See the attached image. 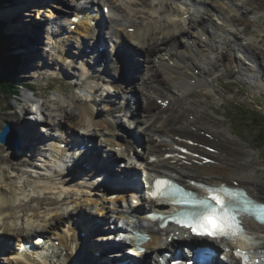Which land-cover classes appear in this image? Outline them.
<instances>
[{
	"label": "bare ground",
	"instance_id": "bare-ground-1",
	"mask_svg": "<svg viewBox=\"0 0 264 264\" xmlns=\"http://www.w3.org/2000/svg\"><path fill=\"white\" fill-rule=\"evenodd\" d=\"M189 1L190 0H181L179 5L175 0H173V2L169 0H160L158 1V6H156L151 12L150 21L146 23H133L132 20H128V18H126L124 22H127V24H119L120 28H116L113 31L114 35L112 34V36H119L122 40L121 42H119L116 39L118 42L119 54L116 57V61L113 60L114 70L115 72H117L120 69L119 64H122V66L125 67L129 72L128 76L130 78L134 77L135 79H133V81L129 83L131 85L129 87L131 90L122 89V91L119 92L117 96H112L114 100L116 99L117 107H115V109L109 114L108 117L99 119L98 109H95V106L93 104L85 105L86 103H79L76 100V97L72 95L71 98L67 96V100L65 99V101L64 98H59L58 100L61 101V104H77L78 112L74 110H65L64 105L61 104H59L56 108H47V105L45 104L48 103L40 102L41 106L38 107V114L41 117H39V121L44 124L43 126L48 127V135L42 133V130L37 129V124L35 122H32L31 118L29 121L27 119L25 120L24 117H21L18 120V125H15L13 122L8 120L12 123L16 135L18 137L21 136L23 144L19 148L20 150L31 148L32 152L36 150L38 151V149L40 152H43L44 148L42 146L43 144L41 145V142L48 136L50 138V135L52 136V138L50 139H55L58 142H66V146H68L72 142L68 141V139H62L61 136H63L64 134L61 135L54 132L55 130L57 131L58 127H63V125H65V122L69 123V126L66 128V133L73 132L74 136L78 138H87L88 143H90L92 149H90L91 153L88 156H77V158H73L74 155H77L76 152L69 153V150L58 148L53 143L50 145L51 147L47 146V151H50L49 154L54 157V160H52L54 164L53 168L57 167V164H61L62 159L64 158L68 159L69 162L72 161V163L69 164L68 170H57V173L53 176H51L52 162L49 163L48 167L45 168V170L48 171L49 177L45 178L41 177V175H37L39 184L34 182V184L36 183L34 187L39 185L42 187V189H55V192H57V194H55L57 197L56 203H47L46 200L39 198L32 199V201H34V204L30 205V208H28L25 204H21L22 202L20 201L22 196L27 197L26 194H18L17 189H12V195L10 197L0 198V237L6 238L13 233L16 234V237L18 236L20 238L17 244L14 242H10V245H8V247H5V244H2V242H0V262L5 250H19L21 249L22 245L20 243L21 241L30 238L36 239L35 235H37L38 233H46V242H49L50 247L53 249L49 257L54 256L55 264H59L61 258L64 260L61 261V264H72L74 260L73 252H75L76 248L75 246H85L86 241L89 242L90 237L94 233L92 231L93 223L94 225H100L104 224L107 220H112L111 216H108L109 213L115 214L120 212V208L115 209V207L119 199L122 202L124 201V197L122 198V195H119V197H117L116 199H110L108 197L101 200L99 193H101L102 187L97 189L94 188V190L97 191H82L81 187L78 186V182L72 181V176L70 175L78 173L77 170H79V168L81 167H84L86 165L84 163L87 162L88 165H93L91 168L93 169L91 172L92 174H97V172L103 173L102 177L109 180L108 183L110 184L111 179H114V176H110L109 178L105 174L109 175L111 170L115 171V168L110 166L111 163L115 161L111 152H113V155L115 154V156L117 157L124 158L128 157L129 151L135 152L137 158L145 161H148L151 156H154L155 159L149 164V167L153 170L152 172H157L160 170L168 172L170 175H176L175 179L180 180L185 184H188L191 178H201L202 181L215 185L221 182H227L230 183V185H232L234 182H238L241 186L250 191V193H252L254 196L257 195L264 198V195L260 193L264 192V187L260 182L261 180H259L255 175L251 174L249 170L237 168L238 166H242L243 164H250L255 159L254 153H247L248 155H246L245 157L236 156L237 159H233V156H231V154L229 153L227 156V152L224 151L225 149H223L222 152H226V155L225 157H223V155L220 154L218 156V160L222 163H227L230 168H219L212 164L196 163L193 161L196 158H194L192 155H187V157L184 158L182 157L181 152L176 148V144H185L184 142H180L181 139H186L189 136L198 137V134L201 132L210 133L211 135L216 134L218 137L224 138L225 140L230 134L227 129L217 128L211 123L204 125V123L200 120V114L204 112V108L202 104L198 102V100L193 98L195 90L201 87H204L207 91V94L209 95H212L216 91L214 89L215 86L213 82L217 81L218 78L214 77L215 73L211 74L210 70L215 69L216 66L215 55L218 53V44H222L224 50L226 51V67H231V64L235 62L233 58L236 56V54L240 55L242 54L241 52H243L246 58L249 59L251 57L250 60L254 64L253 66L249 67L248 65L245 66L243 63L238 62V73L247 76V84H252L254 82V78L257 77V75L258 82L264 83V60L260 55L258 49L256 50L255 47L259 43V40L261 38L260 34L264 32V23L260 17L261 14L258 15L263 8H258V4L254 2V0H195L198 2V5L202 6V12H195L192 10ZM91 2L95 4H102L103 6H109L111 10L107 15H113V12L115 11V4L117 5V3H119L118 6L120 8H122L123 6L130 7L132 4H134V0H91ZM90 5L91 7H94L95 10L97 9L94 5ZM57 7L58 10H63L62 7ZM251 7H254L257 12H251ZM64 8L71 9L66 5ZM132 8L133 6L131 7V9H129V12L134 11V9ZM86 9L88 8H83L84 14H87L89 12ZM40 10L42 13H45L42 7L40 8ZM205 11L207 12L203 14V12ZM75 14H78V12H76ZM46 17H49L50 19H61V17L57 16V14L52 10L47 11ZM114 17L113 19H115ZM97 18L98 17L96 14L94 16V19ZM36 19H39L38 22H40V24L41 22L47 21L41 15L37 16ZM38 22H35L34 20L31 21L30 24H27L28 27L24 26L21 28L17 26L13 28L14 30H9L13 31V34L17 32L16 37L19 41V45L17 46L16 44H14L15 46H17V51L20 47L24 50V52L29 54L27 55L29 57L35 56L36 58V52H39V37L43 36V28L39 24H37V27L32 26L34 23ZM61 22L67 23L69 21L64 18ZM105 23L108 22H105L104 20L103 24ZM209 23H212L213 26L209 25ZM79 24L81 25L76 26V28L72 31L67 29L68 36H66V38L61 34V32L56 33L57 39L62 42L61 44H59V54L53 55L52 53H47V56L49 57H46L45 54H43L41 51L40 55H42V58L44 57V59L46 60H43L44 64L43 66H40V69L48 67L65 71V63H67L68 59H71V61L73 62V60H75L74 58L82 57L81 60L85 59L86 61L90 58L88 56V53L91 52L93 53V57H95L94 59L92 57V67L94 66V69L96 70L97 67L95 65H102L103 61L105 60L99 58L98 53L110 60L105 50H103L102 52L98 51L99 46H108L106 48H110L106 37L107 35L105 36V31L102 30L99 32V30H101V27L97 30L92 29L87 19L81 20ZM3 26H5V23ZM47 28L48 27L46 26L45 35L46 37H48V43H50V45L57 51L58 49L55 45H58V43L53 44L54 41L52 40V36L50 34L52 28ZM130 28H133L132 32H130ZM257 32H259V34H257ZM75 34H78V37L81 38L85 36L91 38L92 47L91 50L89 49V52H86L85 50L78 54L76 51H72V44L68 42L67 37H77ZM95 34L99 35L93 37ZM29 39L32 40L34 45L36 44L35 46L37 51L35 50V46L29 42ZM188 40H192L193 43L189 44L187 42ZM94 41H98L99 45H93ZM129 41H136L139 48L135 49V51H140L141 56H143L144 58L143 64H140L138 62V58L137 62H135L134 60H121V57H123L125 50H127ZM229 45H231V47ZM145 53L147 54L146 56L144 55ZM35 69L38 70L39 68L35 67ZM107 71L108 65L106 66L104 72ZM51 74L53 76L62 75L60 72H54ZM80 75L82 76L84 74ZM97 77L103 76L96 73L94 77L91 76L90 78L96 79ZM113 78V74L112 76L111 74L108 75V81H113ZM151 78L152 80H150ZM71 79L73 85L79 84L80 76L79 79L71 76ZM153 81L156 83L155 86L152 85ZM25 84H28V82H25L24 84L21 83L22 86H24ZM116 88L119 90L121 88V85H117ZM130 93H134L137 96V99L140 96V100L146 102L147 106L145 108H142L141 111L146 114L145 116L144 114H139L137 112L140 111V107L145 106L141 104L140 100H135L137 104L135 112L131 108H129V105L124 108L125 106L118 102V100L127 99ZM23 96L26 97L27 93L24 92ZM197 106L201 108L199 111H197L199 109ZM138 108L140 109L138 110ZM147 108L148 110L146 111ZM187 109H191L193 111L189 112V117L187 119L182 117L174 119L177 113L171 114L172 111L177 110L178 112H182L187 115ZM27 110L29 109L26 108V111ZM58 111L60 113H58ZM16 112L14 111V115L12 117L13 119H16L17 117ZM20 112L23 115L25 109H21ZM122 112L124 113L125 117L130 116L133 121L138 122L139 129H141L142 133L146 136L144 147L142 143L137 144L138 138H130L133 144H128L125 152L117 149V147L124 145L126 140L118 133V131L120 130L119 114ZM69 117L71 118L69 119ZM32 118L36 119V117ZM6 120V118L2 119V121L8 122ZM5 122L3 126L0 124V130L4 127ZM75 129L77 130L78 134L75 133ZM87 129L99 132L101 136L108 135V137L105 138L104 141L101 139L103 141L102 143L105 144L106 147H109V151H111L108 152V159L102 160L100 154V151H102V149H100L101 145H99L95 141V138L87 137V135H82L79 133V130L80 132H84L87 131ZM220 130H222V132L226 131L227 135H223ZM160 136L166 137L171 140L161 139ZM214 145L217 147L218 144L216 145L214 143ZM209 147V144H204V147L199 146L193 148L197 153L205 152L207 155H209L210 153L207 151ZM0 148H3V145L0 144ZM10 148L11 147H9V149ZM137 149H142V151L140 152ZM67 151L70 155H72V160L70 155H65ZM167 154L173 155L171 157H168ZM47 155L48 153H46V156ZM216 155L217 154L213 156L216 157ZM60 159L61 161H59ZM85 159L88 160L85 162ZM2 160H5L3 156H1L0 158V163L2 162ZM240 160H243V162L239 163ZM103 163H108L107 168L110 169V171H107L102 167H100V170H98L99 167H96L97 164L103 166ZM11 166H14V164H11ZM129 167L130 166H127L125 173L128 172ZM1 172L3 173L4 171ZM116 172L119 171L116 169ZM59 176L62 177L58 180V182H56L55 180H57ZM126 176L127 175H124L125 179H123V181L129 180V178ZM120 177L121 176L117 178L119 179ZM237 177L239 179H237ZM97 181L98 180L95 179L93 182ZM20 183L29 184L26 180H23ZM83 184L85 183L83 182ZM108 200L111 202V206L108 205ZM101 201H103V205L100 207L99 204L101 203ZM142 202L146 206L150 204L153 207H160L161 211H166V209L163 208V204L158 201L144 199L142 200ZM67 203H70L73 209H69L71 206ZM157 203H159L160 205L157 206ZM45 204V210L41 214H43L45 218H50L46 220L43 225H37L36 227L31 225L30 227L15 231V226L19 223V221L20 223L21 221L26 223V220H28L29 216H40L35 212L40 208H43ZM63 204H65L66 210H63L58 214L53 213V210L61 208ZM83 204L89 208L86 209L85 207H83ZM136 207L137 205L134 206V208ZM75 212L76 220L73 221V223L81 224V228H83V231L86 232V237L84 236L85 239L77 240L78 244H76L74 240H70L71 237L67 236L68 231H71L73 229L72 225H69L67 227L66 225H63L64 222H68L67 219L75 215L73 214ZM97 216L99 217V219L97 218ZM110 223L111 226L115 224L111 221ZM246 223L247 229L251 230L254 233H257V235L260 236V234L264 233L263 225L254 224L250 220H247ZM60 224H62L61 230H59L58 228ZM136 225L140 226L139 224L135 223L134 227ZM156 226L157 224L152 228H148V231H151L153 233L152 240L149 241L146 245L151 252H157L158 250L167 248L169 246L163 237V235L166 233H164V230L158 228L156 229ZM165 230L170 231L169 228ZM93 239L95 241L90 240L91 245H89L88 247H91V249H93L97 253L101 252L98 258H93L91 261V264H97L98 261H103L107 258L105 257V255L107 254L105 253L104 255V253H102L103 248L99 245V242L105 241V239H103L102 236H95L93 237ZM237 240L238 243L246 249L250 246L255 247V245L251 243L252 239L248 238L246 235L240 236L239 238H237ZM56 241L58 242L56 243ZM25 247L26 249H28V245ZM65 250L66 254L64 253ZM63 253L66 256L62 257ZM16 255L12 257L10 261L12 264H34L38 261L34 257L25 256V254H19L18 256ZM145 255H148V253H146ZM149 255H151V253H149ZM46 257L47 256L40 255L39 258L41 259L42 263L38 262L37 264H47L48 258ZM229 257L233 259L231 253H229ZM214 264H221L220 260L216 258Z\"/></svg>",
	"mask_w": 264,
	"mask_h": 264
},
{
	"label": "rangeland",
	"instance_id": "rangeland-1",
	"mask_svg": "<svg viewBox=\"0 0 264 264\" xmlns=\"http://www.w3.org/2000/svg\"><path fill=\"white\" fill-rule=\"evenodd\" d=\"M50 1H51V3L52 2H56V3L58 2V0H50ZM50 1H48V0H36V1L35 0H23V1L22 0H20V1L19 0H11V2H10L9 0H0V31H1V33H0V39L1 40L0 41L4 42L3 45L0 47V51L2 49V55H3V51L5 49V52H4L5 55L7 57H11L12 64L14 65V67L12 68L13 74H14V76H16V80H14V84H16V85H14V86L16 87V89L18 91L16 96H10L7 94L0 95V124L2 126L5 122V121H2V119H4V118L7 119L6 121L10 120L15 125H18V120L21 117H24L25 120L27 119L29 121L31 118V121H32V119H33L32 117H35V113L32 111V109H34L36 107V105L37 106L41 105V103L44 102V103H48V104H45V105H47V108H50V107L56 108L59 104H61V101L58 100L59 98H64V101H65V99L67 100V98H66L67 96L70 98V96H72V95L76 97V100L79 103L84 104L87 101H89L88 102L89 105L90 104L95 105V109H98V112H99L98 118L107 117L108 113L110 111V107L112 106V104H110L109 101H110L111 97L115 95V92H116V91H114L115 88H113V87L110 88V86H107L104 83L88 84L86 81H82L77 89H72L71 87L68 86V83L65 80H51L50 74L45 73V70L48 67L43 68L44 70L40 69V66L36 65V63L39 60L34 61L35 56L34 57L27 56L29 54L24 52V50L21 49L20 47L18 48V51H17L16 47L19 45V41L16 37L17 32H15L16 33V35H15V33L13 34V31H9V30H12L14 27H17V26H19L21 28L24 26L28 27L27 24H30L31 21L35 20V22H38L39 19H36V18L39 15H41L43 18L46 19L44 13L41 12L40 8L44 7L43 10L44 9H46L47 11L52 10L54 12L53 9L55 7H53L52 5H49ZM82 1H84V0H82ZM125 1H128V0H125ZM142 1L144 4L146 3L145 5L149 6L150 5L149 1L152 4H154L160 0H134V4H132L129 8L131 9V7L133 6L132 9H134V11L136 9H138L139 12L142 11V8H144V6H145L142 3ZM169 1L173 2V0H169ZM35 2H39V3H35ZM47 2H48V4H47ZM75 2H77V0H73L72 3H75ZM254 2H256L258 4V8H263L258 15L261 14V16H260L261 19L262 18L264 19V0H254ZM23 3H26V4H23ZM33 3H35V6H36L35 8L37 10H39L41 12V14L36 13V15H35V12H32V14H31L29 12V10H27V7H29ZM190 3L192 4V7L194 9H196V10L200 9V7L196 4H194L192 1ZM118 5H119V3H117V5L115 4V8L117 7V9H119L120 7ZM153 6H155V7L158 6V3H157V5H153ZM45 7H47V8H45ZM148 9H151V8H148ZM250 10L253 13L257 12V10L254 7H251ZM47 11H44V12L46 13ZM134 11H133V13H131L129 11H126L125 8L124 9L120 8L119 9L120 17H119V15H115L114 18L115 19H119V18L122 19L124 17L122 15L125 12L126 18H128V20H132L133 23H139V22L140 23H146L143 20H141V16L138 15L139 12H137V11L134 12ZM143 11L148 12V13L150 12V10L148 11L147 8L143 9ZM150 18H151V13L148 17V21H150ZM113 20H114L113 17L109 18V21L111 23ZM138 20H140V21H138ZM4 23H5V26H3ZM37 24L38 23H34L32 26L37 27ZM24 33H25V31H24ZM1 34H2V37H1ZM3 34H4V36H7V37H4ZM257 34H259V32H257ZM260 35H261V38L259 40V43L255 47H256V50L258 49L260 55L263 57V60H264V32L261 33ZM107 36H109L108 33H107ZM69 39L72 42L73 38H69ZM29 42L34 45V43L32 42L31 39H29ZM14 44H16L17 46H15ZM41 45H44V43L43 44L41 43ZM41 45L39 47V49H40L39 53L42 50H44L41 47ZM218 45H219V47H221V44H218ZM75 46H76V48H79L80 43H76ZM35 50H37L36 46H35ZM2 55L0 53V64H1V60H2ZM40 64L43 66V64H44L43 59H41ZM65 64L68 65L66 67L67 75H69L70 77L73 76L74 78L79 79V76H81L80 75L81 70L79 69V67L81 65L78 62H76V60L75 61L73 60V62H72L71 59H68L67 63H65ZM35 67H38L39 69L37 70V69H35ZM224 67H225V69H228V67H226L225 65H224ZM50 69H52V68H50ZM48 70H49V68H48ZM53 70H54V68H53ZM211 71L212 70H210V73H211ZM211 74H213V73H211ZM228 74L234 76V71L231 69H228ZM17 81H21V82H17ZM217 81H219V78ZM217 81L213 82L214 86H215L214 89L216 91L212 95L207 94V91H205V93L203 94L204 89H205L204 87H201V88H203V90H198V89L195 90V94H194L193 98L198 100V102L202 104L204 109L207 108L205 110L206 113L204 116H203L204 112L200 114V118H201L200 120L204 123V125H207L209 123L208 120L213 121L211 124L219 126L217 128L228 127L230 132H232L236 136H237V134H239L241 137H243L242 139H239L236 136H233V140L230 139V142L231 143L234 142V144H235V145L231 144L230 146H227L229 152L231 154H233V155H231V156H233L232 157L233 159H237L236 156L245 157L246 155H248L249 154V148H248L249 145L252 146L253 148H257L256 145H258L259 146L258 149H260L262 147V149L259 150V152H258L260 154L259 159L257 158L258 153L255 156V164L243 166L242 169H249L250 170L253 168L254 170H256L260 179L262 180V182L264 184V143L262 142L264 140V130H263L264 129V109L262 107V105H263L262 100L264 99V89L260 90V89H258V88H260L259 87L260 85H254L253 87H247V88L245 87V91H243V94L237 95L235 98H232L231 95H227V93L226 94L222 93V95L218 96L217 98H214L215 95H219V90L217 89V86L215 84V82H217ZM25 82H28V84L34 85L36 87L35 89H37V90H35V89L30 90V89H27L26 87L22 86L21 83L24 84ZM28 84H26V85H28ZM51 88H53V90H51ZM120 89H122V88H120ZM116 90H118V89L116 88ZM196 91L198 92L199 95L200 94H202V95L197 96ZM24 92L27 93L26 97L23 96ZM37 93L39 95H37ZM210 96H212V97H210ZM104 97H106V98H104ZM103 98H104V101H101ZM229 100L231 103H229ZM204 101H206L207 106L202 103ZM220 104H222L223 106L221 107ZM61 105H64L65 110H68V111L74 110V111L78 112L77 104H61ZM197 107L199 108V106H197ZM220 107L222 110H219ZM26 108L29 110L26 111ZM21 109H25V112L23 113V115L20 112ZM200 109L201 108H199L197 111H199ZM16 110H17V112H16ZM187 110H188L187 115H185L182 112H179L181 115L187 116V117H185L186 119L189 117V112H193L191 109H187ZM14 111L16 112V116H17L16 119L12 118L14 115ZM212 111H215V114H213ZM56 112H57V110H56ZM58 113H60V112L58 111ZM219 114H225L226 116H230L231 119L230 120L223 119L221 116H218ZM181 115H180V117H182ZM70 118L71 117H69V119ZM121 118H122L121 122L123 123V126L127 127V129L132 128L134 130L132 125L129 122L125 121V118L123 116ZM250 119H252L254 121L249 122L248 120H250ZM10 121H8V122H10ZM231 121H232V124H231ZM65 125L69 126V123L65 122ZM261 126L263 129H261ZM42 128L43 127H41V129ZM246 128H249L250 130H248ZM85 132L93 135V138L97 139V142L102 146V148H107L102 143L103 137L101 135L97 134L96 132H94L91 129H87V131H85ZM220 132L223 135H227L226 131L222 132V130H220ZM257 132H258V134H257ZM261 132H263V135L260 134ZM204 136L205 135H203V137ZM215 144L217 145L218 143H215ZM0 151H1L0 158H1V156H3L5 158V160H2V162L0 163V198L10 197L12 195V192H11L12 189H17L18 194H21V195L26 194L27 197L22 196L20 201L22 202L21 204H25L28 208H30V205L34 204V201H32V199H38L39 198V199L46 200L47 203H56L57 197L55 194H57V192H55V189H52V190L42 189V187L39 185L34 187V185L36 183L34 184V182H33L34 180L32 179V175L33 176L42 175L43 173H41L40 167L43 168L42 165H45V168H46L47 167L46 165L48 164V161H46L44 159V156L42 157L41 154H39L40 151L36 150V151L32 152L31 148H25V149H21V150L18 149L17 151H14L13 149H11V148L9 149V147H6V146H5V149L0 148ZM224 151L227 152L226 149ZM39 155H40V157H39ZM227 156H228V152H227ZM223 157H225V156L223 155ZM241 162H243V160H240L239 163H241ZM11 164H14V166H11ZM118 164L122 165L123 163H122V161H119ZM1 171H4V172L2 173ZM29 175H31V176H29ZM24 179L29 184L20 183V182H22L21 180H24ZM237 179H239V178L237 177ZM74 182H78V186L81 187L82 191L87 190V187H88L87 184H83V182L81 183L80 180H76ZM25 185H27V186H25ZM54 185H55V183H54ZM20 189H23V190H20ZM19 191H23V192H19ZM28 197H29V199H28ZM67 204L70 205V203H67ZM70 206L71 207L69 209H73L72 205H70ZM45 207H46V204L43 206V208H40L39 210H37L35 212V213L39 214L40 216H34V215L29 216L28 220H26V223H24L23 221H21V223H20V221H19V223L15 226V228H16L15 231L22 230L23 228L30 227L31 225H33L34 227H36L37 225H43L45 223V221L50 218V217L45 218L43 216V214H41L44 212ZM83 207H85L86 209L89 208L84 204H83ZM54 208H55V206H54ZM63 210H66L65 204H63L61 208L53 210V213L58 214L59 212H62ZM73 214H76V213H73ZM52 217H54V216H52ZM72 228L73 229L71 231L75 232L76 228L74 226H72ZM12 235H13V242L17 244L18 240H19L18 237H16L15 236L16 234H13V233L11 234V237H12ZM70 237H73V238L76 237L75 233L70 235ZM262 239L264 240V234H263ZM65 252H66V250L64 251V253ZM8 259L3 258V259H1V262L3 264H11L8 261ZM54 260H55V258H52L48 264H55Z\"/></svg>",
	"mask_w": 264,
	"mask_h": 264
},
{
	"label": "snow or ice",
	"instance_id": "snow-or-ice-1",
	"mask_svg": "<svg viewBox=\"0 0 264 264\" xmlns=\"http://www.w3.org/2000/svg\"><path fill=\"white\" fill-rule=\"evenodd\" d=\"M191 143V141H189ZM185 151V149H181ZM207 197L200 198L189 191H184L167 179H158L149 195L155 199L167 198L173 204L184 205L188 210L175 213L172 222L187 228L197 236L233 239L244 235V227L238 213L245 212L264 222V202L254 203L253 200L240 192L226 188L207 187ZM132 203H136L135 200ZM156 220L157 216L150 217ZM161 227L166 226L165 217H159ZM238 258L245 259L247 254L236 250ZM195 264V262H193Z\"/></svg>",
	"mask_w": 264,
	"mask_h": 264
},
{
	"label": "trees",
	"instance_id": "trees-1",
	"mask_svg": "<svg viewBox=\"0 0 264 264\" xmlns=\"http://www.w3.org/2000/svg\"><path fill=\"white\" fill-rule=\"evenodd\" d=\"M0 33H1V31H0ZM3 36H4V34H3ZM1 37H2V34H1ZM4 37H7V36H4ZM3 43H4L3 41H0V47L3 45ZM4 52H5V49H4L3 55H2V49H1L0 53L2 55V60H1V64H0V95L7 94L10 96H13V94L15 92L14 90L17 91L16 87L14 86V85H16V84H14V80H16V76H14L13 70H12L14 65L12 64L11 57H7ZM248 121L252 122L254 120L250 119ZM260 134L263 135V132H261Z\"/></svg>",
	"mask_w": 264,
	"mask_h": 264
},
{
	"label": "water",
	"instance_id": "water-1",
	"mask_svg": "<svg viewBox=\"0 0 264 264\" xmlns=\"http://www.w3.org/2000/svg\"><path fill=\"white\" fill-rule=\"evenodd\" d=\"M19 139L16 137L13 126L6 122L0 132V142L13 146L15 149L19 148Z\"/></svg>",
	"mask_w": 264,
	"mask_h": 264
}]
</instances>
